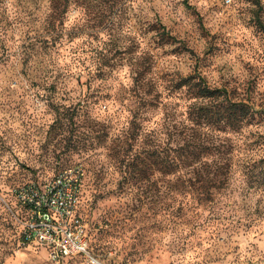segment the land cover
I'll return each instance as SVG.
<instances>
[{
	"label": "rangeland",
	"instance_id": "1",
	"mask_svg": "<svg viewBox=\"0 0 264 264\" xmlns=\"http://www.w3.org/2000/svg\"><path fill=\"white\" fill-rule=\"evenodd\" d=\"M193 75L262 112L240 129H211L222 153L210 160L232 164L216 209L236 226L203 223L204 209L190 235L149 209L144 135L174 147L188 132L180 121L193 99L179 84ZM260 157L264 0H0V264H52L21 239L13 191L74 164L104 264H254L264 258V191L242 167ZM180 174L149 178L163 195L161 178Z\"/></svg>",
	"mask_w": 264,
	"mask_h": 264
},
{
	"label": "trees",
	"instance_id": "2",
	"mask_svg": "<svg viewBox=\"0 0 264 264\" xmlns=\"http://www.w3.org/2000/svg\"><path fill=\"white\" fill-rule=\"evenodd\" d=\"M184 86L193 99L186 109V124L180 121L188 132L179 130V140L174 147L167 143H157L147 134L144 135L148 188L153 190L148 200L149 209L153 215L160 211L163 212L162 216L167 215L172 221L190 226V230H187L190 235L200 228L199 225L207 222L212 225L226 222L228 227H235L236 225H231L234 220L230 215L227 216L228 211L221 212L216 209L215 202L217 195L227 188L232 167L230 157H224L222 162L210 160L211 155L221 154L222 151L208 136L211 129H240L262 111L253 108L244 99H235L226 88L208 85L206 79L199 75L181 80L179 87ZM248 162L242 167L246 182L256 191H264V157ZM154 172L164 175L174 172L181 174L175 178L162 177L165 191L163 195H158V180L149 178ZM177 194H180L181 199L177 204H173ZM204 209L209 211V215L199 224L202 220L197 217L200 218L201 210ZM237 221L240 224V220ZM254 264H264V258Z\"/></svg>",
	"mask_w": 264,
	"mask_h": 264
},
{
	"label": "built area",
	"instance_id": "3",
	"mask_svg": "<svg viewBox=\"0 0 264 264\" xmlns=\"http://www.w3.org/2000/svg\"><path fill=\"white\" fill-rule=\"evenodd\" d=\"M85 175L81 164L60 169L52 178L29 181L14 189L21 239L43 247L52 264L78 258L104 264L90 244L88 225L79 211Z\"/></svg>",
	"mask_w": 264,
	"mask_h": 264
}]
</instances>
